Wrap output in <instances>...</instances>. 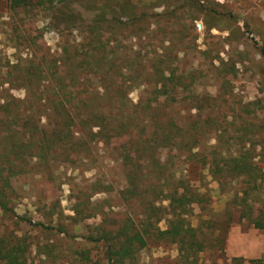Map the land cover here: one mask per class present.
<instances>
[{"label":"rangeland","instance_id":"1","mask_svg":"<svg viewBox=\"0 0 264 264\" xmlns=\"http://www.w3.org/2000/svg\"><path fill=\"white\" fill-rule=\"evenodd\" d=\"M84 1L102 6L113 0ZM127 4L128 12L121 15L117 5L106 25L110 59L102 71L110 87L91 106L117 111L123 102L126 116L143 122V133L106 143L70 132L71 146L58 143L41 153L35 148L48 124L62 122L44 109L62 99L51 98L44 81L64 48L73 52L89 43L88 29L61 35L51 25V12L12 9L10 0H0V110L5 103L18 109L13 116L30 110L39 127L34 150L18 158L4 156L23 134L9 130L0 136V187L7 189L13 211H0V239L18 244L27 264H109L108 243L97 241L101 234L148 227L146 246L135 244L121 264H264V229L253 224L264 220V0ZM87 61L80 53L59 68V78L94 90L100 83L83 67ZM165 79L172 80L168 95ZM31 83L36 92L23 103ZM152 92L159 101L143 114L140 107ZM81 139L86 147L78 144ZM159 161L167 164L163 176L152 168ZM214 161L223 169L218 177ZM176 187L201 198L187 208L186 221L203 244L190 257L180 243L155 238L178 208L166 197ZM147 201L160 210L150 222Z\"/></svg>","mask_w":264,"mask_h":264},{"label":"trees","instance_id":"2","mask_svg":"<svg viewBox=\"0 0 264 264\" xmlns=\"http://www.w3.org/2000/svg\"><path fill=\"white\" fill-rule=\"evenodd\" d=\"M56 1L59 4H55ZM10 6L12 9L39 7L46 12H51V25L57 33L61 35L69 30L88 29L86 39L89 40V43L85 45L81 44L82 48L78 47L73 52L68 48H64L60 58L56 60V69L54 71H49L48 77L44 81L46 88H50L51 98H62L58 102L51 100L48 104L44 105V109L46 108V111L51 113L50 116L54 114L62 116V122L56 119L55 122L49 123L43 132L40 145L35 149H38L41 153H46L54 144L59 143L64 146H71L70 135L68 134L70 132H76L83 137L86 136L91 139V142H99L102 140V142L106 143L118 136H128L130 140H133L132 135L135 132L136 134L139 133L138 135L143 133V122H141L140 119L126 116L123 102H121L122 105L117 108V111L112 108L107 109L103 105L99 106L98 104L96 107L91 106L92 100L94 99L95 102V100L102 95L101 92H107L110 87L107 74L102 71V68L110 59L107 48L110 46L111 41L104 39L103 34L106 31V25H109V21L113 19L112 13L115 12L116 6L119 8V13L121 15L128 12L127 0L124 2L120 0L108 1L102 6L98 5L96 1L85 2L84 0H10ZM98 52L101 54L99 55ZM80 53H83L88 60L87 66L83 67L91 69L92 73L99 79L100 85L92 91H90L91 86L85 83L77 87V85L65 83L58 76L59 68L68 65L79 56ZM171 82L172 80L165 79L162 83V87L166 91L164 93H167V95V90L169 91L172 88L169 84ZM32 86V83L26 86L27 100L25 99L23 103H28V97L31 95L34 96L36 91L32 90ZM76 95H79L81 98H79L77 102H73L72 100H74ZM152 95H154V97L150 98L149 102L140 107L141 113L148 114L154 110L155 103L158 102L159 99L155 97V92H152ZM166 99L167 101H171V97ZM13 106L14 104L12 103H5L1 106L0 116L3 118L0 121V136L9 130H18L23 134V141L14 143L10 149V153L4 156V159L11 156L18 158L22 155L23 151L31 153V151L34 150L32 138L39 129L38 125L32 122V116L30 112H28L30 110L26 113L13 116V113L18 110L17 108L13 109ZM50 116L49 118H52ZM4 118L9 122H5L3 120ZM154 120L155 118L151 116L150 121L155 123ZM190 134L194 135L193 133ZM78 144L81 147H86L87 142L81 139V142ZM198 156L199 154L197 153L191 154V157L198 158ZM156 166L153 165L152 168H157L158 170L156 173L163 176L166 172L167 164H161L159 161ZM214 166L215 170L213 174L218 177V175L223 172V169L217 161H214ZM149 191L150 190L147 192L145 191V193H149ZM152 192L156 193L158 189L154 187L152 188ZM126 196L130 197L127 194ZM166 197H168L167 200L175 201L178 204V208L175 209L176 211L173 210L172 219L169 220L168 224L169 228L164 231L157 229L155 238H169L171 241L178 242L181 245V250L184 251L187 257L194 256L203 250V244L197 239L195 229L187 223L186 216L187 208L190 207V205L201 203L200 194H198V192H192V190L186 187H183L182 192H180L179 187H176L174 192ZM141 199L145 201L146 196L142 194ZM145 208L148 215L147 221L149 222L152 221L155 212H160V210H156L155 205L149 201L145 204ZM0 211L4 214L13 212L9 207L7 189L4 187H0ZM18 219L36 226L30 219L24 217H19ZM161 220L162 218H158L157 222ZM253 224L257 228L264 229V220L262 218L254 220ZM143 231L144 232H140L125 226L121 232L116 234L111 232L101 234L97 241L108 243L107 252L109 264L123 263L133 254V248L137 243L140 245V248H144L146 242L143 234L150 236L152 232L148 227H145ZM0 264H27V262L24 260L18 244L13 243V241L8 242L0 239Z\"/></svg>","mask_w":264,"mask_h":264}]
</instances>
